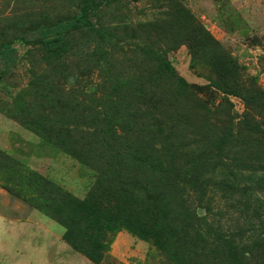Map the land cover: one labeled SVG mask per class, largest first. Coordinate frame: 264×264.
<instances>
[{
	"label": "rangeland",
	"instance_id": "obj_1",
	"mask_svg": "<svg viewBox=\"0 0 264 264\" xmlns=\"http://www.w3.org/2000/svg\"><path fill=\"white\" fill-rule=\"evenodd\" d=\"M72 9L71 0H0V45L16 51L14 68L0 72V264H176L156 247L154 209L168 200H185L196 218L207 212L199 235L226 244L240 264L263 258L264 0H119L94 18L103 42L76 28L67 51L47 59L39 45L20 41L25 31L69 19ZM165 62L169 78L158 69ZM177 78L190 88L170 86ZM112 102L118 118L108 149L85 155L88 141H101L88 136L99 126L91 118L112 112ZM159 110L165 124L156 127ZM172 124L183 137L170 143ZM203 137H224V158L184 167L206 156ZM140 150L138 170L127 173L140 192L125 216L114 215L113 233L111 217H97L93 225L110 240L91 262L42 208L55 189L77 200L94 196L108 184L101 176L129 168L134 158L124 153Z\"/></svg>",
	"mask_w": 264,
	"mask_h": 264
},
{
	"label": "trees",
	"instance_id": "obj_2",
	"mask_svg": "<svg viewBox=\"0 0 264 264\" xmlns=\"http://www.w3.org/2000/svg\"><path fill=\"white\" fill-rule=\"evenodd\" d=\"M118 1L119 0H71L73 9L69 19L56 21L25 31L20 35V41L25 44L32 43L39 45L47 59H57L67 51L68 42L66 41V36L70 31L76 28H84L92 33H97L100 41L103 42L104 35L101 33L100 29L96 28L94 18L97 16V13L101 8L117 3ZM15 65V49L8 43L1 44L0 72L8 73ZM97 67L101 71H108L101 66ZM107 69H109V67ZM158 69L160 74L167 78H169L168 74L173 72L167 62L160 64ZM170 86H173L174 89L180 91L190 88V86L180 78L171 82ZM103 102H105V99ZM102 104L103 108L107 105L106 103ZM111 104L112 112H108V109H106V111H102L100 114L91 118V123H96L98 121L99 124L97 125L99 126L94 128L96 130L89 133L88 136L90 138L99 137L101 141L94 143L88 141L83 150L85 155L101 144L104 150L108 149L106 143L108 140L107 135L110 133L112 127L114 129L117 125L115 122L118 118L117 114H114L113 112V108L117 106V103L112 102ZM155 105L157 104L155 103ZM157 115H160L161 120H156V127L164 125V114L159 110ZM166 128L168 133L165 138H168L170 143L173 141L171 139L176 141L177 138L183 137L182 134L175 132L176 124H172ZM170 136L171 138H169ZM56 138H59V136H56ZM224 141V137L213 139H210V137L198 138L197 143H202L205 147L208 146L207 154L206 156L203 154L195 162H190L188 160L185 162L184 167L189 166L194 169L195 163H197L200 168L211 165L212 159L217 160L219 158H224V154L222 155ZM59 143L63 144V141L60 139ZM113 149L115 150V148ZM143 153V150L132 151L129 154L124 153L128 158H134L131 166L126 168L122 165L119 172L114 174V176H101L100 180H107L108 184L104 187L103 184L100 186L98 185V189H95L96 194H94V196L93 194L92 196L90 194V196L82 200H77L69 196L67 193L55 189L52 196L53 198L51 197L47 206L42 208L49 217L56 219L60 226L64 228L62 239L65 243L73 251L83 255L91 262L95 263L100 261V258L103 255L102 251L106 250L107 242L110 240V236L104 233L103 230H97V224L93 225V223L97 221V217L99 219L102 217L99 220L101 222L106 219L104 218V215H109V217H111L110 220L106 219L109 222L108 227L106 228L107 231L113 233L117 229V223L119 224V221H113V218H115L114 215L118 213L119 215L123 214L125 216L123 211L130 206V204L134 203L133 201L136 199V194L140 192L139 188L133 183L135 181L133 180L134 177H129L127 173H129V171L134 173L136 169L138 170L139 163H141L138 161V155L140 156ZM0 157H2V154H0ZM117 165L118 167L120 166V164ZM122 167H124V169ZM130 183L131 185L128 186ZM186 183L189 182H185L184 184ZM190 186L191 185H189V188ZM4 189L10 191L7 188ZM191 189L193 188L191 187ZM165 204L166 205L160 210V212L157 209H154V214L156 216L159 214V217L161 218L160 231L162 230L161 238L159 240L160 243L158 245L156 244V247L162 255L167 258L169 263H173V260L174 263L181 264L184 261L183 259H186L190 264H197V261L198 264H240L239 260L234 256L235 251L227 248L226 244L222 243V245L214 246L212 243H209L208 240L204 241L199 235L201 224L198 222L203 221L204 225L206 227L208 226L205 223L208 219L207 212H205L206 214L201 218H196L191 213L190 205H188L185 200H181V202L176 205L168 200ZM95 213L96 216L94 215ZM92 220H94V222ZM124 221L127 223L126 218ZM256 243H260V241L253 240L252 247L256 245ZM251 253L252 252H249L248 255L250 254V257L253 258ZM223 256H225V258ZM209 257H211L210 259L212 262L208 261ZM222 257L224 259H220ZM263 258H253V264H264Z\"/></svg>",
	"mask_w": 264,
	"mask_h": 264
}]
</instances>
